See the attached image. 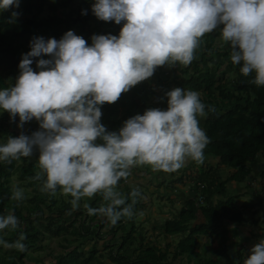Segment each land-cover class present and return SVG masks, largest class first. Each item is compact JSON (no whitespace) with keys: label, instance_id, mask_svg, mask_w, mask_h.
<instances>
[{"label":"clouds","instance_id":"clouds-1","mask_svg":"<svg viewBox=\"0 0 264 264\" xmlns=\"http://www.w3.org/2000/svg\"><path fill=\"white\" fill-rule=\"evenodd\" d=\"M19 3L0 0V11ZM91 10L99 19L123 21L118 34H92L91 43L72 29L59 39L33 35L29 50L21 53L15 82L0 87V109L10 119L18 116V127L33 118L40 125L30 135H8L0 143V161L37 150L41 171L33 178L43 177L41 190L70 194L73 208L82 197L100 193L107 203L93 207L85 201L83 207L114 225L134 214L141 196L139 187H132L131 202H126L117 187L120 178L134 174L132 166L171 172L188 159L203 162L210 138L200 118L213 106L205 105L199 91L176 86L164 93L166 108H146L118 130H108L101 122V105L152 76L157 66L188 65L201 37L217 29L231 62L245 76L253 73V83L264 85V0H94ZM17 15L12 12V18ZM23 195L21 188H13L12 198ZM8 227H18L11 210L0 213V230ZM24 239V232L11 242L0 236V246L24 250ZM243 264H264V236Z\"/></svg>","mask_w":264,"mask_h":264},{"label":"trees","instance_id":"trees-1","mask_svg":"<svg viewBox=\"0 0 264 264\" xmlns=\"http://www.w3.org/2000/svg\"><path fill=\"white\" fill-rule=\"evenodd\" d=\"M49 1L20 0L18 8L10 6L0 11V66L7 73L6 77L0 71V87L15 82L21 53L29 50V40L33 35L59 39L65 31L72 29L91 43L92 34H118L123 23L97 20L91 6H75L77 0H61L62 7L74 6L70 12L64 9L60 13L55 11L59 4L54 2L56 6L53 14L46 15ZM82 9H87V13L82 14ZM13 11L19 15L12 18ZM95 19L99 21L100 27L94 25ZM218 39V29L205 33L195 50L194 59L188 65L177 62L173 66H157L156 76L152 74L153 77L122 91L116 101L101 105V122L108 130H118L124 120L152 107L151 102L166 108L165 100L161 102L154 98L156 91L163 89L165 83L173 82L177 86L197 90L205 105L213 106V110L208 111L204 119L200 118L210 138L203 150V162L195 164L193 161L180 175L179 169L174 170L175 176L170 178L173 190L187 176L190 177L196 182L198 193L185 200L179 214L153 226V230L160 229L162 232L159 231L153 240L145 232V223L138 222L139 210L144 206L142 193L133 205L134 214L131 217L122 216L113 225L106 218H99V214H89L83 205L73 208L71 200L60 203L56 198L61 192L59 188L55 193L39 190L38 185L42 183L43 177L39 180L33 178L41 171L38 151L34 149L31 156L0 161V213L6 214L11 210L18 217V227L0 230V236L11 242L19 238L20 232H24L23 243L26 245L24 250L0 246V264H26L29 251L43 250V242L49 238H57L65 243L62 244L64 251L55 255L54 264H179L174 260L183 257L188 258L189 264H243V259L248 255L242 251L246 246L245 239L236 244L230 237L229 223L227 225L225 221L245 224L246 206L238 204L240 195L230 193L228 184L236 182L247 185L257 179L261 180L259 195L264 204V164L259 162L260 156L264 155V85L252 82L253 73L247 76L242 74L239 71L240 65L231 62L230 50L221 53L218 49ZM42 55L47 58V54ZM215 55L224 57L226 62H220ZM36 59L38 57L33 58L34 70ZM225 63L229 71H224ZM166 67L169 72L164 70ZM230 72L234 74L232 81H229ZM152 83H155L154 86ZM35 120L25 121L24 128L17 130L19 117L10 119L8 111L0 109V143L6 142L8 135L16 136L21 132L30 135L38 130V122L33 126ZM253 164H260L263 170L257 173ZM224 168L232 169L233 172L225 180H220L221 176L216 175ZM14 177L20 180L22 186L30 189L29 205L23 208L21 200L12 198ZM129 177L120 178L117 185L121 194L127 197L126 202L132 199L129 195L131 187L126 184ZM201 194L206 196L203 205L198 203ZM93 196L91 202H88L91 206L98 207L107 203L100 193ZM168 199L171 201L170 197ZM80 203L83 204L82 198ZM70 212L74 213L73 217L66 219ZM200 215L204 221L195 224ZM87 224L89 229L85 228ZM93 227H97V232L93 234L94 242L89 247H84L80 241L78 245L71 246L68 235L75 236L73 241L76 242L92 234ZM105 229L111 231V239H107V235L102 236ZM161 235L171 236L177 242L157 244ZM205 236L212 237V242L205 241L201 247L210 246L211 255L202 254L199 250L200 240ZM99 240H103L101 249L98 246Z\"/></svg>","mask_w":264,"mask_h":264},{"label":"rangeland","instance_id":"rangeland-1","mask_svg":"<svg viewBox=\"0 0 264 264\" xmlns=\"http://www.w3.org/2000/svg\"><path fill=\"white\" fill-rule=\"evenodd\" d=\"M59 4L58 7H56L55 10V4ZM58 2V3H57ZM94 0H77V3L75 4V6H82L84 8V6L87 4L89 6H91V3H93ZM61 0H50L49 1V5H47L46 8V15H51L53 14L54 10L57 11L58 13H60L62 10L66 9V11L70 12V10L72 9V6H66V7H62L61 6ZM55 5V6H54ZM97 20H99V18H97ZM94 25L100 27L99 25V21L94 22ZM106 24H104L103 26H105ZM216 46L218 47V49L222 52L224 51H228L230 50V48L228 47V45H224L223 47L220 46V40L218 39L216 41ZM215 58L217 60H219L220 62L225 61L224 57H217V55H215ZM0 66V71L1 73L7 77V73L6 71ZM229 66L227 63H225V67H224V71H226V69L228 70ZM164 70H166L167 72H169V68L166 67ZM229 71V70H228ZM158 72V70H157ZM154 76H156V69L154 71ZM229 76V81H232V78H234V74L232 72H230ZM153 77V76H152ZM169 83H165V87H163V89H158L156 91L157 95L154 96V98L157 99V101H161L163 102V100H165L167 102V97L164 96V93L173 88L176 87L177 85L173 82ZM155 83H152V85L154 86ZM152 107H157L158 104H155L154 102H151ZM161 105V104H160ZM158 105V107L160 106ZM204 119V117H202ZM202 119V120H203ZM38 121L35 120L34 121V125L36 126V123ZM39 124V123H38ZM25 124H23L24 128ZM200 126L203 128V123H200ZM16 128V127H15ZM21 127L17 126V130H20ZM193 161H189L187 160L185 162V164L179 168V175L181 174V171L183 169H185V167L190 166L189 164L192 163ZM260 164H264V155L260 156ZM263 162V163H261ZM195 164H197L195 162ZM194 164V165H195ZM260 164H253V167L255 168V171L258 173L260 170H263V168H261ZM140 166V165H138ZM197 168H199V164L197 165ZM141 170V168H140ZM191 169H188V171H190ZM160 171L158 172L157 177L158 180H166L165 182H163L160 185H155L156 182H152L151 180V175L145 174V178L141 177L139 179H136V175H131L129 177V179L126 181V184H132V186L134 187H139L142 195H143V200L142 202L144 203V206L142 207V210L140 209V215L137 217L138 222L141 223H145V229H147L145 232L147 234V236L152 237V239L154 240L156 235L160 232H162L160 229L159 231H155L153 230V226H158V223L164 222L166 220V218H170V217H174V215L179 214L180 210H181V206L183 205V203H181L179 200L181 199V197H178V201L176 202V196H178V192L179 191H184V193H186V196L190 197V196H195L196 193H198V190L196 189V182L194 180H191L190 177H186L184 181H186L185 183L181 182L179 183L173 190H171L172 188L171 185L167 184V182H170V178L172 179V177L175 176L174 172H168V171H162V170H157ZM233 172L232 169H228V168H224V169H220L219 171V175L221 176L220 180H225V176H229V174ZM255 174V173H254ZM195 176V175H194ZM194 176H192L194 178ZM160 178V179H159ZM223 178V179H222ZM150 179V180H149ZM261 180L258 181V179L254 182H252L251 184L248 183L247 185L245 184H238L236 182H231L230 184H228V188L230 190V193H232L233 195H240L239 199L237 200L238 204L240 206H246L244 209V215L247 218V222L244 224H237V223H230L228 229L231 231L230 237L231 239L237 244V242L239 241H243L245 239V248L242 249V251H244V253H248L249 254V250L251 249V247L258 242L259 238L261 236H264V204L262 205L261 201L262 199L260 198L261 195H259V192L262 188V185H260ZM199 183V182H198ZM12 187H19L23 190V198L20 199L21 200V207L23 208V206L29 205V198H30V189H26L24 186L21 185L20 180L16 177L13 178L12 180ZM38 189L41 190V184L38 185ZM172 191V192H171ZM152 192V193H151ZM171 192V193H170ZM160 196H164L161 200L158 199L159 195ZM177 193V194H176ZM183 193V194H184ZM153 194V195H152ZM167 197L171 198V201L175 202V203H171V201H169V199ZM56 198H58L60 200V203H63L65 200H71V195L70 194H65L62 191L60 193H58L56 195ZM94 198V196L92 197H82L83 200V204L85 201L87 202H91V200ZM259 198V199H258ZM17 200V199H14ZM82 202V201H81ZM82 203L79 204L80 207H82L83 205ZM163 204V209L159 210V206ZM78 206V207H79ZM84 208V207H83ZM172 209V210H170ZM170 210V212H169ZM151 212V213H150ZM74 213L70 212L67 214L66 219H71L73 217ZM99 218H105L101 215H99ZM252 220H254V222L256 221V223H253ZM259 220V221H258ZM203 218L200 217L199 219H197L194 223H200L203 222ZM95 223V222H94ZM229 221L226 220L225 224H228ZM89 224H87L85 226L86 229H89ZM109 228V226H108ZM92 234H90L89 236H87L86 238H81L79 240H77L76 242L73 241L75 240V236H67L69 240H71L72 245H78L80 241L82 244H84V247L87 246L89 247V245H91L94 240L93 238V234L95 232H97V227H93L92 228ZM111 231H107V229L103 230L102 232V236L105 237L107 235V239H111V235H110ZM164 235H161L160 237V241H159V237L157 239V244H164L165 242H172V244L177 242V239H172V237H167L166 235L163 237ZM178 238V237H177ZM211 240V241H210ZM208 241V242H212V237L209 236H205L203 239L200 240V253L202 254H207V255H211L212 254V250L210 251V246L208 248H203L201 247L203 245V242ZM63 241L58 240L57 238H49V239H45L43 244H44V248L43 250H31L29 251V256L26 259V264H54L55 263V255L59 254L60 252L64 251V248L62 246V244L64 245L65 243ZM96 242V241H95ZM103 243V240H99L98 241V246L101 249V245ZM69 246V245H68ZM183 264H189V260L187 257H183L180 260H174ZM109 262V261H108ZM179 263V264H180ZM178 264V263H175ZM191 264H196L194 262H192Z\"/></svg>","mask_w":264,"mask_h":264},{"label":"crops","instance_id":"crops-1","mask_svg":"<svg viewBox=\"0 0 264 264\" xmlns=\"http://www.w3.org/2000/svg\"><path fill=\"white\" fill-rule=\"evenodd\" d=\"M140 168H141V170H140ZM133 169V168H132ZM133 171H134V175H136V179H139V178H141V177H143V178H145V174H148L149 173V175H151V180L150 181H152V182H156V184L155 185H160V184H162L163 182H165L164 180H156V179H158L157 177H154V176H157L158 175V172H160V171H157L156 169H153V168H151V166L150 165H147V164H143V165H140V166H138V165H135L134 166V169H133ZM163 171V170H162ZM216 176H218V175H216ZM225 177H227V176H225ZM160 179V178H159ZM223 179V178H222ZM171 180V179H170ZM167 184H168V186H169V184L171 185V183L170 182H167ZM129 185V187H134V186H132V184H128ZM170 187V186H169ZM171 188V187H170ZM172 192V191H171ZM170 192V193H171ZM152 193V192H151ZM184 191H179L178 192V196H176V202L178 201V197H181V199L179 200L181 203H184L185 202V200L188 198V196H186V193H184ZM177 194V193H176ZM153 195V194H152ZM157 195H159V198L158 199H162L164 196H160V194L158 193ZM263 197V196H262ZM168 198V197H167ZM259 199V198H258ZM170 201V200H169ZM171 203H175V202H173V201H171ZM163 204H161L160 206H159V210H162L163 209V206H162ZM170 210H172V209H170ZM170 210H169V212H170ZM151 213V212H150ZM200 217H202L201 215H200ZM203 218V217H202ZM259 221V220H258ZM252 222L253 223H256V221L254 222V220H252ZM170 237V236H169ZM169 243V242H168Z\"/></svg>","mask_w":264,"mask_h":264},{"label":"built area","instance_id":"built-area-1","mask_svg":"<svg viewBox=\"0 0 264 264\" xmlns=\"http://www.w3.org/2000/svg\"><path fill=\"white\" fill-rule=\"evenodd\" d=\"M206 202V196L204 194H201L198 198V203L203 205Z\"/></svg>","mask_w":264,"mask_h":264}]
</instances>
